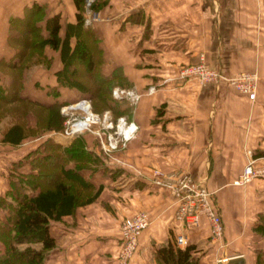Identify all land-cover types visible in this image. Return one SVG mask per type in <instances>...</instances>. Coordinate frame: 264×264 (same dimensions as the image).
<instances>
[{"label":"crops","instance_id":"crops-1","mask_svg":"<svg viewBox=\"0 0 264 264\" xmlns=\"http://www.w3.org/2000/svg\"><path fill=\"white\" fill-rule=\"evenodd\" d=\"M33 1L0 0V58L14 53L8 42L9 18ZM37 1L45 4L48 16L60 14L64 35L66 24L76 20L74 0ZM98 1L94 10L99 16L90 25L103 48L102 71L117 81L113 94L125 89L138 95L135 100L116 96L127 106L118 117L124 118L125 126L133 123L135 131L125 144L115 134L118 146L107 150L118 117L105 109L107 117L83 131L67 135L44 130L12 144L2 140L8 123L2 119L0 194L9 187L13 171L32 170L27 154L47 137L67 145L83 135L99 158L81 173L101 190L95 200L51 220L56 245L43 264H118L121 222L141 210L150 222L128 264H167L159 260L156 249L169 242L177 245L178 233H185L188 244L194 245L199 264H256L258 250H264V231L258 227L264 215V0ZM45 50L51 64L25 67L21 95L44 103L62 101L61 113L70 115L68 105L84 94L57 80L56 71L63 66L60 52L50 46ZM201 56L226 75L256 71L255 97L226 80L204 82L181 75L184 66ZM7 79L0 71V82ZM27 119L36 124L32 113ZM251 160L262 173L235 183ZM158 177L172 184L190 177L213 191L224 236L214 239L204 216L197 226L185 225L177 217V192L158 183Z\"/></svg>","mask_w":264,"mask_h":264},{"label":"trees","instance_id":"trees-1","mask_svg":"<svg viewBox=\"0 0 264 264\" xmlns=\"http://www.w3.org/2000/svg\"><path fill=\"white\" fill-rule=\"evenodd\" d=\"M74 2L76 20L66 24L64 35L60 34V14L48 16L45 4L37 0L26 3L22 13L9 18L8 42L14 53L8 59L0 58V71L8 77L0 82V121L9 119L2 128L3 141L18 144L27 136L64 127L62 101L44 103L21 95L25 67L51 64L47 46L60 52L63 66L56 71L60 83L79 89L97 112L111 109L116 118L127 110L113 94L117 81L102 71L103 48L93 26L85 22L86 0ZM98 3L94 0L90 8L97 9ZM29 113L35 115V125L28 123ZM27 157L32 170L13 171L9 187L0 194L4 210L0 212V264H43L56 245L51 220L95 200L101 190L81 173L84 167L93 168L99 158L87 147L83 135L75 136L67 145L47 137ZM261 218L258 227L264 231V215ZM193 248L191 244L181 248L169 242L157 247L156 252L167 264H199ZM256 264H264V250H258Z\"/></svg>","mask_w":264,"mask_h":264},{"label":"built area","instance_id":"built-area-1","mask_svg":"<svg viewBox=\"0 0 264 264\" xmlns=\"http://www.w3.org/2000/svg\"><path fill=\"white\" fill-rule=\"evenodd\" d=\"M94 0H87L89 5ZM98 12L93 9H88V13L85 17V22L90 24L93 20L98 18ZM181 75L194 76L201 81L215 80L219 82L222 74L219 69L209 67L204 56H201V60L198 63L184 66L180 70ZM231 81L237 86L238 89L247 93L249 97L254 98L256 95V76L252 72L242 71L232 76ZM114 94L120 96L127 94L137 99L138 95L134 94L130 90L115 89ZM71 112L74 109H82L84 113L80 116H73L69 119L70 127L65 131L73 134L77 131L90 128L92 123L102 120L100 114L95 113L90 106V102L87 98H82L76 103L70 105ZM69 108V107H68ZM107 113H105L106 115ZM104 115V117H106ZM108 124L112 125L111 122ZM136 126L133 123H129L125 126L123 117H119L114 134L110 135L107 150H111L118 146V139L115 138V134H120L122 143L125 144V140L132 135ZM253 161H249L243 171L239 174L235 183L241 184L250 181L255 175L262 173V170L253 166ZM156 181L161 184L171 185L178 194V209L177 217L184 221L185 225L197 226L201 222V217L204 216L209 221L211 236L219 240L224 236V222L219 210L218 204L213 200V191H211L205 185H196L192 182L190 177H182L178 179L176 183L168 182L161 177L156 178ZM150 218L147 212L137 211L132 215L125 216L120 225L121 230V248L118 254V264H128L129 260L133 256L139 244V235L142 230L149 224ZM175 243L177 246L188 244V237L185 233H178L175 236Z\"/></svg>","mask_w":264,"mask_h":264},{"label":"rangeland","instance_id":"rangeland-1","mask_svg":"<svg viewBox=\"0 0 264 264\" xmlns=\"http://www.w3.org/2000/svg\"><path fill=\"white\" fill-rule=\"evenodd\" d=\"M93 2V1H92ZM91 2V3H92ZM90 3V4H91ZM90 4L88 5L87 4V0H86V15H87V13H88V9L90 8ZM90 9H92V8H90ZM94 10V9H93ZM86 15H85V17H86ZM199 62V61H198ZM198 62H196V63H198ZM191 64H195V63H191ZM190 65V64H189ZM208 65H209V67H212L209 63H208ZM212 68H214V67H212ZM216 69V68H215ZM220 71V73L222 74V76H221V78L219 79V81H221V80H226V81H228L232 86H234V87H236L237 88V86L235 85V84H233L232 83V81H231V77L232 76H234V75H236L237 73H239V72H242V71H246V72H252V74L253 75H255L256 76V89H257V84H258V78H257V73H256V71H249V70H241V71H238V72H235V73H233V74H230V75H226L225 73H223V71H221V70H219ZM79 73L80 74H82L83 73V68H79ZM204 82H216L215 80H211V81H204ZM238 89V88H237ZM240 90V89H239ZM241 91V90H240ZM243 92V91H242ZM115 95V94H114ZM125 95H127V94H125ZM127 96H129V95H127ZM115 97H116V95H115ZM131 97V96H130ZM133 99H134V97H132ZM88 99V98H87ZM89 100V102H90V106H91V109H93L92 108V104H91V101H90V99H88ZM71 105V104H70ZM70 105H68V107H69V109H71V107H70ZM67 107V108H68ZM94 110V109H93ZM95 113H98V114H100V116H101V119H104L105 117H104V115H105V113H107V112H103L102 113V111H99V112H96V111H94ZM69 113H70V115H66L65 114V116H64V119H63V124H64V127H63V129H61V130H63V132L65 133V134H67V135H72V134H70V133H67L65 130L67 129V128H69L70 127V121H69V119L72 117V115L73 116H80L81 114H83L84 113V110H82V109H74L73 110V112H71V111H69ZM109 114V113H108ZM107 114V115H108ZM106 116V115H105ZM107 117V116H106ZM2 119H5V120H9L7 117H3ZM118 119H119V117H118ZM1 122V121H0ZM84 130V129H83ZM83 130H80V131H83ZM80 131H77V132H80ZM77 132H75V133H77ZM74 134V133H73Z\"/></svg>","mask_w":264,"mask_h":264}]
</instances>
